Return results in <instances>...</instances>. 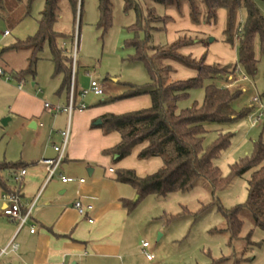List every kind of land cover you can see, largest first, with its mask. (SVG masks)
<instances>
[{
  "label": "trees",
  "instance_id": "1",
  "mask_svg": "<svg viewBox=\"0 0 264 264\" xmlns=\"http://www.w3.org/2000/svg\"><path fill=\"white\" fill-rule=\"evenodd\" d=\"M26 5L27 14H30L35 0H17ZM45 8L41 14L38 32L24 41H18L8 49L13 51H30L28 67L16 73L19 80L28 76H35V68L39 60V53L47 45L51 60L56 66V75H63V83L59 94L66 93L69 98L72 69L68 49L59 46L60 41L73 43V38L56 32L54 26L60 12V0H44ZM166 8H174L182 13L187 4L190 18L196 25L203 21L206 24L216 23L218 12H227V25L224 30L226 44L238 48V61L235 68H241L246 76L254 77L258 73L259 59L256 47L259 46L260 55L264 56V15L256 0H152ZM264 1V0H263ZM75 14L82 12L79 8L81 0H69ZM126 10L134 8L136 21L128 27L133 39L126 42V46L134 50L129 58L132 62L142 63L150 77V83L144 86L125 84L128 91L115 98L123 100L142 95H149L152 106L148 109L125 113L122 115L108 114L102 118L99 126L104 134L117 132L122 141L114 148L105 151L115 162H120L131 156L133 151L144 144L146 147L139 153V160L160 158L162 167L146 177H139L134 170H120L117 172V181L130 185L137 193L138 201L124 200L123 206L134 211L138 202L149 195L166 196L171 193L188 191L197 183L203 181L211 187L213 192L229 186L215 161L231 146L232 134L219 133L217 138L206 145V139L211 131L206 124L231 125L248 118L255 107L246 108L240 112L233 109V103L243 93L240 90L231 91L229 88H219L209 85L205 89V99L199 104L181 110L178 102L188 96L189 92L201 88L205 80L226 78L231 73L232 65H209L207 53L200 59L186 55L183 50L201 43L198 39L187 34L180 36L175 42L164 46L153 45L152 39L156 31L163 30L171 18L161 17L154 7L143 9L140 0H124ZM246 12L243 26L239 22L241 11ZM101 14L99 28L106 32L112 26V0H99ZM5 12V1L0 0V17ZM242 30V31H241ZM241 31V32H240ZM79 45V43H78ZM168 62L179 64L185 69L194 71L197 76L189 80H173L175 68ZM77 90V88H76ZM264 101V93L256 97ZM68 100V99H67ZM254 101V99H253ZM264 107V104H262ZM264 109V108H263ZM4 168L0 166V169ZM252 171L248 181V197L244 205L221 212L225 216L232 239H238L242 230L243 221L240 214L247 211L254 226L264 229V142L260 139L254 143V151L232 166L235 176H243ZM0 184L5 183L0 179ZM8 194L19 191L8 188ZM250 237V236H249Z\"/></svg>",
  "mask_w": 264,
  "mask_h": 264
},
{
  "label": "crops",
  "instance_id": "2",
  "mask_svg": "<svg viewBox=\"0 0 264 264\" xmlns=\"http://www.w3.org/2000/svg\"><path fill=\"white\" fill-rule=\"evenodd\" d=\"M151 3L156 4L153 1ZM157 6L161 7V17L171 18L164 27L160 24L164 28L161 32L167 35V44L187 34L201 43L186 47L184 54L200 59L207 53L209 65H229L228 60L213 52L217 44L225 43V29L223 35H218L216 28L221 17L226 27L225 10L218 12L216 23L206 24L203 21L196 25L190 18L187 4L183 6L182 13L174 8L159 4ZM9 47L0 52V65L13 80L21 83L25 79L19 80L15 74L26 70L28 63L25 69L18 70L11 67V58L4 61L2 59L10 57L14 52L30 51H13ZM234 49L237 57V45ZM29 57L30 55L28 59ZM235 62L232 64L234 69L237 60ZM167 64L174 68L180 66L172 62ZM231 74L227 77L229 80L232 79ZM175 77L176 72L173 80H176ZM89 82L90 79L82 82L76 79L77 92L87 87ZM229 83L230 88L238 85L237 82ZM9 84L8 80L0 78V120L10 119L4 126L15 123L20 140L18 143L11 136L0 156V166L4 167L0 169V179L5 183V186L0 184V250L12 240L19 245V249L0 257V264H116L118 261L122 264H136L137 246L139 245L141 253L151 246L144 249L143 243L146 241H140L137 237L141 232L134 216L137 210L131 212L123 206L124 200L136 201L137 193L130 185L117 181V172L134 170L139 177H146L157 172L163 162L160 158L139 160L138 155L146 144L137 147L126 159L115 162L105 151L116 147L122 141L121 135L117 132L104 134L99 128L102 123L98 125L97 122L108 114L122 115L148 109L152 106L151 97L142 95L115 100L124 93L116 94L108 99L89 101L88 109L76 111L71 116L62 113L54 117L45 110L47 101L41 98V90H36L35 83L33 90L24 87L20 90V85L14 87ZM60 88L61 86L54 93L56 99L53 104L66 105L67 95L59 94ZM14 90L16 93L11 95ZM241 91L244 92L245 87ZM68 126L71 132L65 161L56 176L47 183V169L39 162L42 158L57 156L54 146L62 143L61 133ZM22 170H27V174L17 183L15 177ZM60 175L72 178L75 182L65 184ZM8 188L19 191L23 212L34 204L28 223L18 234L17 222L3 215L5 203L2 197L8 192ZM78 201L93 207L86 217L75 209ZM90 218L94 220L93 223L89 222ZM32 229L35 230L34 234L31 233Z\"/></svg>",
  "mask_w": 264,
  "mask_h": 264
},
{
  "label": "rangeland",
  "instance_id": "3",
  "mask_svg": "<svg viewBox=\"0 0 264 264\" xmlns=\"http://www.w3.org/2000/svg\"><path fill=\"white\" fill-rule=\"evenodd\" d=\"M140 1L143 9L154 7L157 14L162 15L161 7L157 4L153 5L152 0ZM256 2L264 15V1L256 0ZM112 3V26L104 32L98 25L101 18L99 0H81L79 8L82 6V12L80 11L78 15L75 14L69 0L59 1L60 12L54 30L73 38L71 44L69 41L59 42L61 48L65 46L68 49L67 57L70 61L72 76L76 52L75 78L78 82L96 79L105 87L104 96L92 95L89 96L88 101L125 94L128 91L125 84L144 86L150 83L145 66L140 62L129 60L134 55V50L126 46V42L134 37L127 28L136 21L135 9L126 10L124 0H112ZM44 8V0H35L30 14H27L24 3L17 0H5V12L3 17H0V52L18 41L34 36L38 32ZM241 15L238 23L243 26L246 12L241 11ZM222 19L223 17L216 24L218 35H223V30L226 29ZM5 32H9V36H4ZM153 37V45L164 46L168 43L167 35L161 30L154 33ZM76 38L79 43L77 47L75 46ZM23 52H14L10 57L5 56L2 61L11 58V67L18 70L25 69L30 52ZM213 52L214 55L228 60L229 65L238 61L236 49L233 46H227L226 43L217 44ZM256 52L259 59L256 76H246L240 67L234 69V66H231V72H233L231 80L227 77L205 80L201 88L191 90L187 97L178 102L179 109L190 108L195 103L201 104L204 101L207 86L230 88L229 81L237 82L238 85L230 90L238 91L245 87V91L233 103V109L240 112L254 106L253 113L257 112V115H261V121L254 128L250 127L247 118L231 125L213 123L205 125L206 129L211 131L206 139L207 146L217 138L219 133H230L233 136L230 148L215 161L222 175L230 180V184L222 190L213 192L208 184L200 181L188 191L175 192L166 196L149 195L142 198L136 206L137 212H134L135 220L141 228L137 237L140 241L149 243L151 247L147 252L154 254L155 259L149 261L146 255L141 253L138 245L135 251L136 264H264V229L254 226L250 214L243 211L239 216L243 221L241 233L238 239H232L228 222L221 212V208L231 210L246 203L248 181L251 179L252 171L243 176H235L232 173V166L252 155L254 143L260 139L264 142V109H260L264 101L259 104L253 101L264 93V56L260 55L258 45ZM38 57L35 76L26 77L22 81L23 87L33 90L35 83L36 90H41V98L53 104L56 99L54 93L62 85L64 78L63 75H56V66L51 60L47 45ZM2 64L6 65L5 62ZM175 70L176 81L189 80L197 76V73L182 66L175 67ZM8 82L10 86L20 85L13 79ZM14 93H16L15 90L11 92V95ZM8 95L10 96V93ZM5 119L9 118L0 120V156L4 153L11 136L16 142L20 140L15 123L4 126Z\"/></svg>",
  "mask_w": 264,
  "mask_h": 264
},
{
  "label": "built area",
  "instance_id": "4",
  "mask_svg": "<svg viewBox=\"0 0 264 264\" xmlns=\"http://www.w3.org/2000/svg\"><path fill=\"white\" fill-rule=\"evenodd\" d=\"M242 31V30H241ZM240 31V32H241ZM4 36H9V32H5ZM75 46H78V39L75 40ZM76 52L74 57V70L72 76V85L70 88V94L68 98V102L66 105H62L60 103L52 104L46 102L44 107L45 110L49 111L54 117L62 113H67L71 116L76 111H84L89 107V96L94 97H102L105 95V87L104 85L96 79H90V82L87 87L83 88L80 92L76 90V79H75V66H76ZM0 78H5L6 80H11L12 77L7 74L5 69L0 65ZM246 79V78H245ZM23 82L20 83L19 89L23 88ZM254 102L259 104L258 98H254ZM264 107L260 105V109ZM248 122L252 128L256 127L260 124L261 115H257L256 113H252L248 118ZM42 126V125H41ZM70 126L67 127L65 131L61 133L62 143L60 145H55L54 150L57 154L55 158H42L40 160V164L46 167L47 169V183L51 181L57 174L59 168L63 165L67 150L70 142ZM27 170H22L18 176L15 177V181L17 183L21 182V180L26 176ZM62 182L65 184L75 182L74 179L69 178L67 176L60 175ZM80 182H84V180H80ZM5 207L3 209V215L18 224L17 234L24 228V226L28 223L34 204H32L26 212H23L22 209V201L20 194L12 193V194H4L2 197ZM75 209L78 213L86 217L92 210L93 207L91 205H84L81 201L75 203ZM90 223H93L94 220L92 218L89 219ZM31 233L34 234L35 230L32 229ZM150 247L148 242L143 243V248L148 249ZM19 249V245L12 240L10 244L0 250V257L7 256L9 253L17 252ZM146 258L149 261H153L155 259L154 254H149L146 250L144 251Z\"/></svg>",
  "mask_w": 264,
  "mask_h": 264
},
{
  "label": "water",
  "instance_id": "5",
  "mask_svg": "<svg viewBox=\"0 0 264 264\" xmlns=\"http://www.w3.org/2000/svg\"><path fill=\"white\" fill-rule=\"evenodd\" d=\"M10 121V119H5L4 121H3V125H7L8 124V122ZM102 123V121L101 120H99L98 122H97V124L99 125V124H101ZM138 197L136 198V201H138Z\"/></svg>",
  "mask_w": 264,
  "mask_h": 264
}]
</instances>
